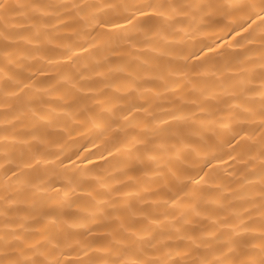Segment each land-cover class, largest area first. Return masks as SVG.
Segmentation results:
<instances>
[{
  "label": "bare ground",
  "instance_id": "6f19581e",
  "mask_svg": "<svg viewBox=\"0 0 264 264\" xmlns=\"http://www.w3.org/2000/svg\"><path fill=\"white\" fill-rule=\"evenodd\" d=\"M0 264H264V0H0Z\"/></svg>",
  "mask_w": 264,
  "mask_h": 264
}]
</instances>
